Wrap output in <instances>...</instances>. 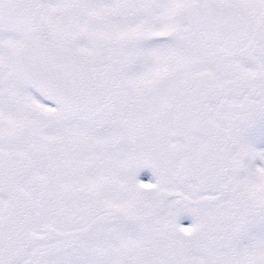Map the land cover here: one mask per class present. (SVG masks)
Instances as JSON below:
<instances>
[{
    "label": "snow or ice",
    "instance_id": "obj_1",
    "mask_svg": "<svg viewBox=\"0 0 264 264\" xmlns=\"http://www.w3.org/2000/svg\"><path fill=\"white\" fill-rule=\"evenodd\" d=\"M0 264H264V0H0Z\"/></svg>",
    "mask_w": 264,
    "mask_h": 264
}]
</instances>
